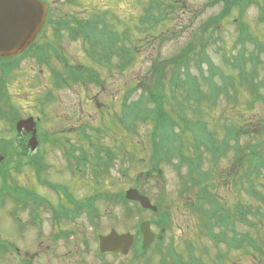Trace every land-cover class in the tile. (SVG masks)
Returning <instances> with one entry per match:
<instances>
[{
    "label": "rangeland",
    "instance_id": "obj_1",
    "mask_svg": "<svg viewBox=\"0 0 264 264\" xmlns=\"http://www.w3.org/2000/svg\"><path fill=\"white\" fill-rule=\"evenodd\" d=\"M50 1L55 18L52 24L48 22L50 40L52 35H56L58 23L63 20L66 22H61L59 40L52 39L49 42L61 46L62 56H45L50 66L47 63L42 66L33 58H24L20 67L10 75L9 92H0V173L14 163L5 178L0 176V264H162V253L168 251L173 241L176 248L188 258L186 243L192 238L200 241V248L204 245L208 247L209 261L216 260L218 251L212 241L203 236L197 216L182 210L188 208H183L187 191L182 195L180 191L184 190L180 180L186 170L178 171L172 163H167L160 167V172H153L149 162L153 154L151 124L145 122L139 124L135 131L127 130L119 122L118 116H123L125 100L134 101L138 98L141 91L139 87L146 78L151 58L155 55L162 58L173 56L190 39V35L210 21L222 6L211 8L210 0H184L179 15L175 14L174 19L161 24L152 33H137L134 30L140 16L144 14V0ZM258 2L259 6L250 3L243 16L237 10L233 11L231 17L226 19L228 21L224 20L220 32L215 33L213 30V36L205 34V38L209 39L206 52L217 64L223 66L224 53L230 55L237 51L234 48L237 35L234 17L238 15L248 21L252 33L264 43V19L259 20L264 14V0ZM105 11V22H108L109 27L120 32L133 30L134 63L124 67L123 73H118L116 69L109 72L105 68L103 87L92 82L75 83L76 75L71 74V69L75 71V65H92V62L84 52L81 33L73 35L71 25L77 26L80 20L90 21L97 15L103 16ZM82 26L85 28L86 25ZM171 28L179 35L171 37ZM101 37L103 40L104 36ZM101 40L96 41L92 36V43H96L95 49L105 45V40ZM248 46L250 49L254 47L251 43ZM262 54L264 62V52ZM58 72L63 75L57 76ZM195 72L198 73V70L194 69ZM263 73L261 71L260 74ZM1 78L5 81L7 76L0 68L2 83ZM135 85L138 88L131 91ZM9 108L14 109L12 117L15 119L29 115L37 119L41 117V122L35 119V128L37 131L39 127L37 143L38 138L44 137V142L38 144L37 149L44 150V161L40 162L36 154L32 159L28 156L31 161L35 160L33 165L23 166L22 161L26 158L20 156L19 139L16 140L21 133L17 134L11 127L7 116ZM229 113L225 102L213 111L215 117H224L222 123L231 119ZM207 118L212 122L211 128H218L217 124L221 123L218 118ZM99 148L102 150L99 151ZM72 150L74 154L84 152L89 155L86 165L75 163L74 158L67 157ZM13 187L22 189L24 195L27 190L41 193L45 200L37 205L36 202L17 201ZM131 187L149 196L151 203L159 206V211L139 210L136 204L119 198V194ZM2 191L5 192L2 194ZM221 194L225 195L226 191L221 190ZM233 196L236 195H229V200L232 201ZM240 198L245 204L251 205L254 211L257 206L264 210V204H259L256 198L245 192ZM89 199L94 202V211L89 214V210L84 209L74 215V210L78 205L80 207L79 202ZM51 208L55 211L52 212ZM161 211L169 212L171 218L170 230L163 243L156 240L143 255H139L135 247L126 256L99 255L98 236L110 233L112 228L123 233L131 232L141 239L139 224L150 220L152 230L159 234L160 227L155 219ZM249 217L255 221L254 228L243 223L238 229L251 232L253 236L260 231L257 239L261 243L264 240V226L260 228V220L254 213L249 214ZM261 220H264V215ZM249 250L230 249L228 264H264L260 252Z\"/></svg>",
    "mask_w": 264,
    "mask_h": 264
},
{
    "label": "trees",
    "instance_id": "obj_2",
    "mask_svg": "<svg viewBox=\"0 0 264 264\" xmlns=\"http://www.w3.org/2000/svg\"><path fill=\"white\" fill-rule=\"evenodd\" d=\"M183 1L144 0V14L140 16L134 32H154L161 24L174 19L175 14L179 15ZM252 2L259 6L258 0H210L211 8L222 6V9L212 15L200 30L194 31L173 56L162 58L155 55L151 58L138 98L125 100L123 116H118L127 130L135 131L141 123L151 124L153 154L149 162L153 172H160V167L167 163H172L178 171L186 170L180 180L184 190L180 191L181 195L187 191L183 208H188L182 210L197 216L200 231L218 251L212 263L208 247L204 245L200 248V241L192 238L186 243V258V254L172 242L168 251L162 253V264H228L229 251L234 248L246 249V252L253 249L256 253L260 252L264 259V240L259 243L257 239L260 231L253 236L251 232L238 229L243 223L254 228L255 221L249 217L253 213L260 220V228L264 226L262 207L257 206L254 211L240 198L245 192L256 198L259 204H264V73L260 74L264 72V43L252 33L251 25L242 17ZM236 10L242 13V16L234 17L237 23L234 48L237 51L230 55L224 53L221 66L207 54L209 39L205 38V34L213 36L215 31L220 32L224 20L228 21L226 19ZM105 13L90 21L80 20L77 26L71 25L73 35L81 33L84 52L92 62V65L74 66L75 71L71 69V74L76 75L75 82H92L103 87L105 68L109 72L114 69L120 72L134 63L133 30L120 32L109 27L105 22ZM261 16L259 20L264 19V14ZM60 22L66 23L65 20ZM82 25H86L85 28ZM93 35L96 41H100L103 35L101 41L105 40V45L95 49L96 43L91 41ZM176 35L179 33L171 28V37ZM249 43L254 45L252 49ZM57 48V44L50 43L45 55L62 56ZM194 69L198 73H193ZM58 73L57 76L63 75ZM222 102H225L231 116L223 123L221 120L224 117L213 115ZM208 116L212 120L218 118L221 122L217 124L218 128H211ZM99 159L102 160L100 156ZM5 175L0 173L3 178ZM21 190L14 192L15 199L20 202L30 196L29 191H25L24 195ZM221 190H225L226 194L222 195ZM231 194L236 195L232 201L229 200ZM136 205L142 210L139 203ZM160 213L155 220L160 230L165 229L164 233L160 231V235H164L163 240H158L163 243L170 230L171 218L167 211ZM135 245L139 255L149 249L139 241Z\"/></svg>",
    "mask_w": 264,
    "mask_h": 264
},
{
    "label": "water",
    "instance_id": "obj_3",
    "mask_svg": "<svg viewBox=\"0 0 264 264\" xmlns=\"http://www.w3.org/2000/svg\"><path fill=\"white\" fill-rule=\"evenodd\" d=\"M47 6L41 0H0V54L9 55L26 48L40 31L45 23ZM36 121L33 117L20 120L17 128L21 131H32L33 137L29 144L35 149ZM2 158H0L1 160ZM131 188L127 191L128 200L138 201L143 208L157 211L158 207L151 203L146 195ZM141 224L144 246H149L155 240V234L151 229V222L144 221ZM101 253L113 252L128 255L135 243V235L119 233L112 229L110 234L99 236Z\"/></svg>",
    "mask_w": 264,
    "mask_h": 264
},
{
    "label": "flooded vegetation",
    "instance_id": "obj_4",
    "mask_svg": "<svg viewBox=\"0 0 264 264\" xmlns=\"http://www.w3.org/2000/svg\"><path fill=\"white\" fill-rule=\"evenodd\" d=\"M41 1H43L47 6L46 21H45L44 25L42 26V28L40 29V31L38 32V34L36 35V37L34 38V40L31 43H29L30 44L29 48L27 50H24L23 52L21 51V52L16 53V54H10V55H1L0 54V68H1V71L5 72V75L7 76L5 81L3 80V78H1L2 83L0 81V92L2 94H7L9 92L8 89L10 88V82H9L10 77H11L10 75L12 74L13 71H15L16 69H18L20 67L19 64L24 58H31V59L33 58L34 60L39 62L38 64L44 66L46 64L44 57L46 56L45 54H47L46 53L47 43H49L52 39L58 40V38H56L55 35H52L51 36L52 38L50 40L49 39L50 36L47 32L48 22H49V24H52L51 22L55 20V18L53 17L54 10L52 9V2L50 0H41ZM57 26H59V27L58 28L56 27V29H55L56 30V36H58V33L61 29V26H62L61 22H59ZM57 50L60 53L61 52V46H58ZM15 60H18L16 66L14 65ZM121 73H122V71H121ZM13 112H14V109L9 108V115H7L10 122H11L12 129H13V124L16 127L17 121L21 120V119L16 118V120L14 121V117H12ZM1 114H2V112H0V116H1ZM30 116L31 115H29L28 117H30ZM20 118H22V117H20ZM25 118H27V117H25ZM40 118L41 117H39L38 119H40ZM22 119H24V118H22ZM38 128H37V133H39ZM19 133H21V134L16 137V140H17V138L19 139L18 152H19L20 156H23V158H26L22 161V163L24 165H29L30 161L32 159V156H34L36 154L38 155L36 158L39 159L40 162L44 161L43 160L45 158L44 157L45 156L44 150H42V149L37 150L39 148L38 144H42L44 142V140H43L44 137L41 136L40 138H38L39 142L35 146V149L34 148L31 149L29 141L32 138V132H26L23 129L22 131H17V134H19ZM37 136H38V134H37ZM27 146H29V147L27 148ZM75 155L78 159L82 158L81 162H80V164H82V165H86L87 160L90 159V157L87 153H79V154H75ZM28 156H30L31 159H29ZM33 162H35V160H33ZM13 164H10L8 167L9 168L13 167ZM80 170H82V169L80 168ZM31 194L34 197L35 202L38 198H39L40 203H42V201L45 200L44 199L45 197L41 193H36V194L31 193ZM120 195L121 194H119V196ZM117 197H118V195H117ZM72 199H74V198H72ZM74 203L76 205H78L80 203V207L78 205L77 208L74 210V211H76V214L73 213L74 215H77V212L79 213V211H82L84 209L89 210V214L94 211V206H93L94 202L91 199H89L86 202L83 201V202H79V203L78 202H74ZM37 204H38V202L35 203V205H37ZM51 209H52V212L55 211L54 208H51ZM35 222H38V221L35 220ZM32 224H34L33 221H32ZM64 234H66V232ZM56 237L58 238L59 236H56ZM113 255H115V254H113ZM116 255H121V254H116Z\"/></svg>",
    "mask_w": 264,
    "mask_h": 264
}]
</instances>
